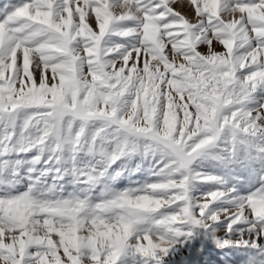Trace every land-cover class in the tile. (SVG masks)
Listing matches in <instances>:
<instances>
[{
    "label": "snow or ice",
    "instance_id": "6c2138e0",
    "mask_svg": "<svg viewBox=\"0 0 264 264\" xmlns=\"http://www.w3.org/2000/svg\"><path fill=\"white\" fill-rule=\"evenodd\" d=\"M0 264H264V0H2Z\"/></svg>",
    "mask_w": 264,
    "mask_h": 264
},
{
    "label": "rangeland",
    "instance_id": "374dc122",
    "mask_svg": "<svg viewBox=\"0 0 264 264\" xmlns=\"http://www.w3.org/2000/svg\"><path fill=\"white\" fill-rule=\"evenodd\" d=\"M0 2H2V0H0ZM218 50H221V49L218 47Z\"/></svg>",
    "mask_w": 264,
    "mask_h": 264
}]
</instances>
